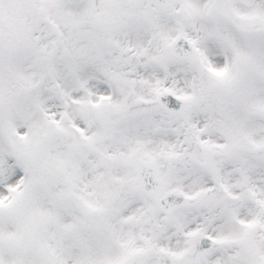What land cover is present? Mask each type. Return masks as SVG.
Segmentation results:
<instances>
[{"label": "snow or ice", "instance_id": "1", "mask_svg": "<svg viewBox=\"0 0 264 264\" xmlns=\"http://www.w3.org/2000/svg\"><path fill=\"white\" fill-rule=\"evenodd\" d=\"M0 264H264V0H0Z\"/></svg>", "mask_w": 264, "mask_h": 264}]
</instances>
